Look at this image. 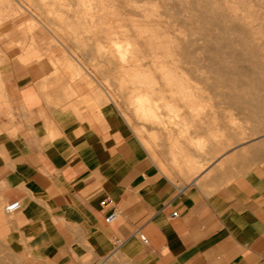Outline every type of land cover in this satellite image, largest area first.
I'll return each mask as SVG.
<instances>
[{"label": "crops", "instance_id": "0c3cea01", "mask_svg": "<svg viewBox=\"0 0 264 264\" xmlns=\"http://www.w3.org/2000/svg\"><path fill=\"white\" fill-rule=\"evenodd\" d=\"M7 23L0 264H264V83L241 104L238 127L193 132L202 149L185 142L157 159L111 106L85 103L86 82L6 50Z\"/></svg>", "mask_w": 264, "mask_h": 264}, {"label": "rangeland", "instance_id": "374dc122", "mask_svg": "<svg viewBox=\"0 0 264 264\" xmlns=\"http://www.w3.org/2000/svg\"><path fill=\"white\" fill-rule=\"evenodd\" d=\"M0 19L6 50L86 82L157 159L238 127L264 83V0H0Z\"/></svg>", "mask_w": 264, "mask_h": 264}, {"label": "built area", "instance_id": "2783aa9c", "mask_svg": "<svg viewBox=\"0 0 264 264\" xmlns=\"http://www.w3.org/2000/svg\"><path fill=\"white\" fill-rule=\"evenodd\" d=\"M20 208H21V204L18 202H15V203H12V204L6 206L5 211H6V213H12V212L19 210ZM119 216H120V212L118 210H113L106 216L105 221L107 224H111V223L115 222L119 218ZM172 217H177V213L174 212L172 214ZM140 236L144 242H147V239L142 234ZM115 243H116V245H118L121 243V240L118 239V240H116Z\"/></svg>", "mask_w": 264, "mask_h": 264}]
</instances>
